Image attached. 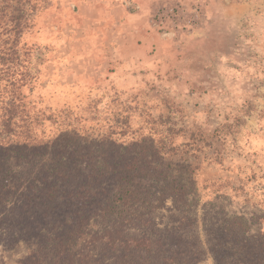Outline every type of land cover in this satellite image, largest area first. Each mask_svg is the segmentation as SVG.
<instances>
[{
  "label": "rangeland",
  "instance_id": "374dc122",
  "mask_svg": "<svg viewBox=\"0 0 264 264\" xmlns=\"http://www.w3.org/2000/svg\"><path fill=\"white\" fill-rule=\"evenodd\" d=\"M38 4L18 43L28 72L18 93L32 135L81 144L100 142L115 127L110 136L123 144L168 136L183 151L170 164L188 159L196 169L194 229L204 248L206 220L242 216L257 231L264 221V0ZM171 8L179 17L159 25ZM6 85L0 79L1 93ZM18 164L14 189L22 191L41 163ZM170 220L164 212L160 223ZM10 223L0 234V264H22L35 245L20 233L21 221ZM202 259L215 264L209 253Z\"/></svg>",
  "mask_w": 264,
  "mask_h": 264
},
{
  "label": "trees",
  "instance_id": "16d2710c",
  "mask_svg": "<svg viewBox=\"0 0 264 264\" xmlns=\"http://www.w3.org/2000/svg\"><path fill=\"white\" fill-rule=\"evenodd\" d=\"M40 7L0 0V79L7 83L0 91V234L21 221L20 233L35 245L22 264H201L207 253L215 264H264L263 219L254 233L242 216L206 220L204 248L194 229L196 169L188 159L170 164L183 151L168 136L123 144L110 136L115 127L108 138L81 144L32 135L18 93L28 78L18 43ZM22 160L41 170L21 191L14 188ZM164 212L172 220L161 224Z\"/></svg>",
  "mask_w": 264,
  "mask_h": 264
},
{
  "label": "built area",
  "instance_id": "2783aa9c",
  "mask_svg": "<svg viewBox=\"0 0 264 264\" xmlns=\"http://www.w3.org/2000/svg\"><path fill=\"white\" fill-rule=\"evenodd\" d=\"M164 17L176 19L179 17V11L177 9L171 8L168 11H166L165 13H163V15L159 16V25L164 23V20H163Z\"/></svg>",
  "mask_w": 264,
  "mask_h": 264
}]
</instances>
